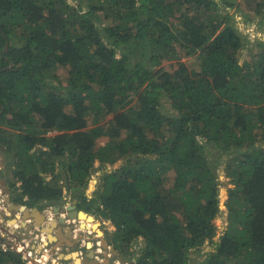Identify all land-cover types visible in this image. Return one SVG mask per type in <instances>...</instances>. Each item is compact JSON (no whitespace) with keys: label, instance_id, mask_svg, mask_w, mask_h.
I'll list each match as a JSON object with an SVG mask.
<instances>
[{"label":"trees","instance_id":"1","mask_svg":"<svg viewBox=\"0 0 264 264\" xmlns=\"http://www.w3.org/2000/svg\"><path fill=\"white\" fill-rule=\"evenodd\" d=\"M255 1L264 18V0ZM234 6L0 0V149L6 164L14 158L13 200L43 208L71 192L92 214L74 221L77 238L79 229L102 235L95 215L110 223L117 250L142 239L134 264H264V40L241 61L251 42ZM164 60L177 68L157 67ZM221 205L222 231L214 221ZM20 219L8 223L22 247L32 230ZM204 246L212 248L205 258L191 257ZM0 264L26 263L0 248Z\"/></svg>","mask_w":264,"mask_h":264},{"label":"rangeland","instance_id":"2","mask_svg":"<svg viewBox=\"0 0 264 264\" xmlns=\"http://www.w3.org/2000/svg\"><path fill=\"white\" fill-rule=\"evenodd\" d=\"M235 2H236V6H234L233 8H230L229 13L233 16V21H234L236 27L251 42V43L247 44L240 52V59H241L242 62H244L246 60H250L251 54L257 50V47L254 45L255 44V39L257 37H261L264 40V18H262V15L256 13V1L255 0H235ZM148 59H149V56H148ZM183 60L184 61H188V60L191 61L192 58L191 57H184ZM177 66H178L177 61L164 60L157 67H163L164 69H166L168 71H170V70L173 71V70H175L177 68ZM55 72L62 79L65 77L64 69H62L61 67L57 68L55 70ZM165 104L167 105L168 108L170 107L169 103L166 100H165ZM108 119H109V117L107 118V120ZM104 122H106V120L103 119L102 123H104ZM54 133H56V132L55 131L51 132V134H54ZM229 157L230 156H228L227 154H224L221 157L220 169L218 171V178L221 181L220 196H221L222 199H224V197L226 196L227 188L230 185L228 183L229 178L227 177V173L225 172V166H226L225 163H226V160ZM9 160H10V164H6V159L4 158V154L2 153V151L0 149V180L2 178H5L7 180L6 186L8 187V189H9V191L11 193L12 200H13V190L11 188V182H19V180H18L17 176L14 174V158L12 157ZM98 166H99V164H97V167ZM112 169H114V168L107 167L104 170H96V172H94V174H93V176L91 178L92 184L99 183L103 173L108 171V170H112ZM62 182L64 184L66 183V175H65V173L62 176ZM170 183L172 184V180H170ZM87 194L89 196H92L93 195V191H91L90 189H87ZM5 196H6L5 190L4 191L1 190V187H0V200H2ZM74 199L75 198L73 197L72 193L69 192V193L66 194L64 200L59 205H47V206H45L43 208H40V206L37 205V206H34V207H39L43 211L51 210L52 212H54V207L55 206L56 207L67 206L68 204H71ZM26 206L29 207L28 205H26ZM0 207H3L2 203H0ZM77 207H78V205H77ZM29 208H32V207H29ZM60 211L62 212V211H66V210L64 209V210H60ZM178 213H179V215H181L182 211L178 209ZM54 215H55V217H57L60 214H54ZM15 217H16V212L10 211L9 213L3 215L1 217V220L5 222L4 218H7L9 220V219H12V218H15ZM94 217H95V219L97 221H100V223H101V224H99V226L101 228L102 235L96 237V234L94 232H90V233L88 232L89 233L88 234L87 232H84V231L79 229V231L83 232L82 234H84L82 237L86 236L90 241H93L94 242L93 248L96 246L97 241L100 240L99 238L107 240L108 243L110 244V246H113L110 243V235H111L110 231H111V228H112L110 223H104L100 218L96 217L95 215H94ZM227 217H228L227 216V209L223 205H221L220 212L216 216V218L214 219V221L218 225L220 231H222L223 228L227 225ZM8 220H7V222L5 224L8 223ZM181 220L184 223L186 222V218L185 217H182ZM75 223H78V224L76 225ZM75 223H72V224H74V227L76 225L75 229L77 228V230H78L79 222H75ZM69 224H71V223H67L66 225H69ZM34 231L32 233H34ZM32 233H30V234L32 235ZM41 236H42V238L44 237L43 239H45V236L47 237L46 234H43ZM28 238H29V236H28ZM17 240L18 239L12 238V242L15 245L18 244L23 239H22V237H20L19 238L20 241H17ZM39 243L41 245L44 244L41 241ZM142 244H143L142 239H139V241H138V243L136 245H133L131 248L126 249L124 252H122L120 250H117V249H116V251L121 257H123V258L127 259L129 262H131L132 259L135 258V253H134V256H132V252L134 251V252L137 253V250L140 249ZM76 245H78V244H76ZM51 246L52 245H49V246H46V248L45 247L43 248V250H46L47 253L49 252L48 253L49 260H51V258L54 257V255H55V254L53 255V253H51L49 251V248H51ZM0 248H2L3 250H6V248L8 249V247L5 246L4 244H0ZM18 248H20L21 250H24L23 247H19L18 246ZM85 249H86L85 251L89 250L87 248V246H85ZM211 249L212 248L209 247V246H204L202 248V250H200L199 252H197V251L192 252L191 257L195 258V259H198V258L203 259V258H205L207 256V254L209 253V251ZM20 254L22 255V253H20ZM110 256H112L111 253H110ZM22 260H23V258H22ZM63 262H64V264H67V261H63ZM77 263H80V260H77Z\"/></svg>","mask_w":264,"mask_h":264},{"label":"water","instance_id":"3","mask_svg":"<svg viewBox=\"0 0 264 264\" xmlns=\"http://www.w3.org/2000/svg\"><path fill=\"white\" fill-rule=\"evenodd\" d=\"M2 182H4L3 186L7 189L5 191L6 196L2 200H0V203H2L4 206L6 205L7 208L6 207L2 208L3 210L0 209V233H4L3 236L0 235V244H4L5 246L8 247V249H12L13 251L22 253V250L17 246L18 244L15 245L11 240L12 238H15L18 239L17 241H20L19 238L22 237L21 234L17 236L15 234V231L13 232L11 230V226L9 225L10 223L3 225V221L1 220V217L7 214L8 211L9 212L14 211L16 212V217L9 220L10 221L19 220L17 219L19 218L17 216L18 215L17 212L21 213L20 218H22L23 220H30L28 227H30L32 231L37 229L38 235L47 234L48 238H50L52 235L53 237H58V239H60L61 236L59 237L58 234L60 235L62 234L63 236L67 234L66 235L67 238H65V240H69L70 241L69 244H66L65 242L61 244L62 242L59 241L60 244L56 245L57 242L55 241L49 242L48 240H45L46 242L48 241V243H44V241L42 240L46 246L52 245L51 248H49V251L53 253V255L56 254V257L54 256L53 258L54 260H59L63 262L64 260L73 259L75 264H77V260H80V264H118L117 263L118 261L119 264L136 263V258H133L132 261L129 262L127 259L121 257L117 253L116 248L114 246H110L108 241L105 239H100L99 240L100 242L97 241L96 243L97 247L95 246L94 248H93L94 244L91 241H88L87 248L89 249V251L87 252V254H84L82 252L80 253V251L78 250H74L67 255L64 254V252H59L60 249L63 248V245L66 246L67 248L72 249L76 247V244H79L78 238L74 234L75 227L78 223H75L74 221H79L82 213L85 215H92V214L86 212L83 209H79L77 207L78 200L74 199L73 202L71 204H68L67 206H60V207L55 206L54 208L56 210L53 212V214H60V215L54 219H50L47 215V212L43 211L39 207L29 208L24 204L14 202L12 200L9 189L6 186L7 180L5 178H2L0 180V183ZM64 209L66 211H62V212L60 211ZM74 215L75 217L73 218ZM67 223H71V224L66 226ZM72 223L76 224L75 227L74 224ZM99 224L101 223L99 222ZM64 225L65 227H63ZM59 230H61L60 233L58 232ZM8 236L10 238H7ZM73 237H75L74 240L71 239ZM36 238L37 240H40V236ZM42 253L46 254L47 252L46 250H43ZM110 253L112 254V256H110ZM48 262H49V258L46 260V262L43 263L35 260L33 264H48ZM58 264H64V263H58Z\"/></svg>","mask_w":264,"mask_h":264},{"label":"crops","instance_id":"4","mask_svg":"<svg viewBox=\"0 0 264 264\" xmlns=\"http://www.w3.org/2000/svg\"><path fill=\"white\" fill-rule=\"evenodd\" d=\"M4 206V205H3ZM6 207V205L4 206V207H0V209L1 210H3L2 208H5ZM56 209L54 208V211H55ZM46 211V210H45ZM7 213H9V212H7ZM19 219V224L20 225H22L24 222L20 219V218H18ZM4 220H5V222L3 221V225H5V223L7 222V218H4ZM98 222H100V221H98ZM67 226V225H66ZM63 227H65V226H63ZM11 230L14 232L15 230H13V228L11 227ZM76 231V230H75ZM33 232V231H32ZM31 232V233H32ZM59 233L61 232V230H59L58 231ZM77 232V231H76ZM15 233L19 236V234H20V232L19 231H15ZM79 233H80V236L78 237V241H79V244L78 245H76V247L75 248H72V250L70 249V248H67L66 246H64L63 245V248H61L60 249V251L59 252H64V254H69L70 252H72V251H74V250H78V251H80V250H83V252H84V254H87V252L89 251H85L86 249H85V246H87V242L88 241H90L86 236H84V237H82L84 234H82L83 232H81V231H79ZM0 235H4V233H0ZM67 234H65L64 236L61 234V238L59 239V241L60 242H62L61 244H63L64 242L66 243V244H69L70 243V241L69 240H65V238H67V236H66ZM38 236H40V240H37L36 241V237H38ZM76 236V235H75ZM69 237V236H68ZM7 238H10L9 236L7 237ZM44 238V237H43ZM70 238V237H69ZM74 238L75 237H73V238H71V239H73L74 240ZM82 238V239H81ZM23 239V238H22ZM45 239H47V237L45 236ZM70 239V240H71ZM99 239H101V238H99ZM12 240V239H11ZM25 240V246H22V247H24V248H26V249H29V250H35V251H38V252H42L43 251V244L41 245L39 242L41 241L42 242V236L41 235H38L37 234V229L34 231V233H32V235L31 234H29V238H26V239H24ZM44 240V239H43ZM23 241V240H22ZM59 241L57 242V244L56 245H58V244H60L59 243ZM93 244H94V242L93 241H91ZM55 245V246H56ZM54 246V247H55ZM96 247H97V245H96ZM65 249V250H64ZM67 250V251H66ZM103 254V253H102ZM55 257H56V254L54 255ZM54 257H52L51 258V260H49V262H48V264H58V263H64V262H62V261H59V260H54L53 259ZM64 261H67V264H75V262H74V260L73 259H71V260H64Z\"/></svg>","mask_w":264,"mask_h":264},{"label":"built area","instance_id":"5","mask_svg":"<svg viewBox=\"0 0 264 264\" xmlns=\"http://www.w3.org/2000/svg\"><path fill=\"white\" fill-rule=\"evenodd\" d=\"M76 230V229H75ZM43 242V241H42ZM98 242H100V241H98ZM44 245V244H43ZM18 246H20L19 244H18ZM45 248H46V246H44ZM43 247V248H44ZM24 248V247H23ZM24 249H26V248H24ZM26 250H28L29 252H28V254H26L24 251H22V258H23V260H24V262L26 263V264H33V262L36 260V261H38V262H41V263H43V262H46V260L48 259V256H47V254H42V252L40 251V252H38V251H35V250H29V249H26ZM84 253L83 252V250H80V253ZM83 255V254H82Z\"/></svg>","mask_w":264,"mask_h":264},{"label":"bare ground","instance_id":"6","mask_svg":"<svg viewBox=\"0 0 264 264\" xmlns=\"http://www.w3.org/2000/svg\"><path fill=\"white\" fill-rule=\"evenodd\" d=\"M29 223H30V220H29ZM29 223H28V224H29ZM18 244H19V243H18ZM45 246H46V245H45ZM23 249H24V248H23ZM24 250H25V249H24ZM24 250H22V251H24ZM24 252H26V251H24ZM28 252H29V251H27V253H26V254H28ZM118 264H119V263H118Z\"/></svg>","mask_w":264,"mask_h":264}]
</instances>
